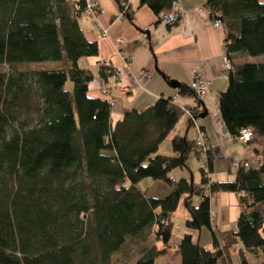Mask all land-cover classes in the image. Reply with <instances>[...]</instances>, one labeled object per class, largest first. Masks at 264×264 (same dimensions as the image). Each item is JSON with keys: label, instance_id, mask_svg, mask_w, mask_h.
Here are the masks:
<instances>
[{"label": "trees", "instance_id": "1", "mask_svg": "<svg viewBox=\"0 0 264 264\" xmlns=\"http://www.w3.org/2000/svg\"><path fill=\"white\" fill-rule=\"evenodd\" d=\"M173 1L139 0V5L157 16L169 11ZM86 5L84 0H0V65L67 64L61 69L0 72V264H118L112 258L126 245L127 250L139 247L135 264H153L161 252L154 241L169 242L171 215L180 202L188 214L184 227L208 231L212 246L206 249L190 234H182L181 264H231L230 252L237 244L240 264H246L245 255L260 257L264 159L255 165L243 160L247 167L234 161L233 180L210 182L212 155L196 123L204 107L182 84L179 93L197 102L188 109L193 120L188 118L186 124L204 133L205 151L196 146V130L192 141L184 136L170 140L173 156L157 154L183 114L170 98L159 97L142 111H127L111 125V106L87 95L92 75L76 64L97 54V44L84 38L77 22ZM205 8L212 25L218 20L224 30L227 86L218 94L223 127L234 140L241 129L249 128L252 140L255 134L264 135V61L233 60L264 57V2L205 0ZM124 16L132 20L130 12ZM224 60L229 70L224 71ZM104 69L99 75L106 79ZM190 155L198 160L203 156L199 188L190 180L168 177L172 169L185 168ZM67 170L83 171L91 185L86 207L80 209L87 210L85 217L67 213L69 203L59 205L56 183L66 181ZM145 178L165 183L169 193L146 197L135 187ZM218 192L235 193L239 213L235 229L216 235L210 227L209 196ZM193 196L199 198L197 205Z\"/></svg>", "mask_w": 264, "mask_h": 264}, {"label": "crops", "instance_id": "2", "mask_svg": "<svg viewBox=\"0 0 264 264\" xmlns=\"http://www.w3.org/2000/svg\"><path fill=\"white\" fill-rule=\"evenodd\" d=\"M84 1L85 4L94 3L98 13L94 16L81 14L77 22L84 38L97 44V54L81 57L76 64L79 68L89 70L92 75L87 85V95L113 101L110 109L111 125L119 121L127 111H142L159 97L170 98L172 104L183 114L163 140L164 151L161 152L158 148L157 154L173 156L170 148L173 137L184 136L190 141L196 137L195 128L186 124L188 116L185 110L194 108L197 102L190 94H180L178 86L172 87L170 82L188 86L193 74L198 72L207 81L206 92L199 98L205 115L197 117L196 123L205 132L212 155L208 180L231 181L236 172L232 166L234 161L246 160L249 165H255L259 158L264 159V135L255 134L248 144H242L227 134L223 127L218 111V94L227 86L222 60L224 30L212 25L205 0H175L180 8V15L172 26L159 22L147 6L139 5V0H129L131 21L126 16H119L120 4L117 0ZM72 2L73 0H68L69 4ZM246 61L247 59L237 58L233 63L241 64ZM103 62L110 65V71L104 69L106 79L99 75ZM111 71H118V76L113 77ZM66 89L70 91L71 86ZM168 177L191 179L196 188L201 187L199 172H192L187 164L185 168L169 171ZM135 187L146 197L162 198L170 191L165 183L149 178L142 179ZM191 201L197 205L199 198L193 196ZM209 206L210 227L216 235L223 230L235 229L239 213L235 193H214L209 196ZM79 215L85 217L84 213L80 212ZM187 217V211L180 202L171 215L169 242L164 245L161 241H154L155 249L161 252L155 256L153 264H181L178 243L184 233L190 234L204 248L212 249L208 231L202 229L197 232L184 227ZM238 249L237 244L232 248L230 256L233 254L239 258ZM127 251L126 245L112 259L118 264H128L130 259ZM138 251L135 257H131L134 258V264ZM244 258L246 264H250L251 257L245 255Z\"/></svg>", "mask_w": 264, "mask_h": 264}, {"label": "rangeland", "instance_id": "3", "mask_svg": "<svg viewBox=\"0 0 264 264\" xmlns=\"http://www.w3.org/2000/svg\"><path fill=\"white\" fill-rule=\"evenodd\" d=\"M263 62L264 57H258V58H247L246 62ZM65 62L59 61V62H53V61H43V62H24V63H18L15 64L14 66H10L7 64H1L0 65V72L5 73V74H11V73H16L19 71H24V72H35L39 70H45V69H61L64 68ZM70 83L67 82L66 88L70 89ZM162 144V143H161ZM159 151L163 152V144L162 146H159ZM202 163V159L198 160L196 157L193 155H190L187 159V166L192 170V172H198V168L200 167ZM233 165V164H232ZM68 177L66 174L63 176V179L66 180L65 182H57L56 183V194H57V199L59 201V205L61 206H66L69 203L70 209L68 210L67 213H71L73 215L79 214L80 209H82V205L86 207V201H87V193L90 190V183L85 177V174L83 171L78 170V171H66ZM67 177V178H65ZM75 199V202L73 199ZM81 198V200L79 199ZM78 203V204H77ZM87 210L82 211L81 213H86ZM235 226V225H234ZM152 240V238H151ZM133 251L128 250V264H134L133 259L131 258L132 256L135 257L137 255V251L139 247H133ZM232 256V263L233 264H240L239 258L237 256ZM264 259V253L261 254L260 258H251L250 264H259L261 260Z\"/></svg>", "mask_w": 264, "mask_h": 264}, {"label": "built area", "instance_id": "4", "mask_svg": "<svg viewBox=\"0 0 264 264\" xmlns=\"http://www.w3.org/2000/svg\"><path fill=\"white\" fill-rule=\"evenodd\" d=\"M95 4H87L83 10L86 16H94L98 13V10L95 8ZM129 12V0H120V12L119 16L124 17L126 13ZM180 15V8L175 1L172 2L171 9L166 12H161L157 15V20L166 26H172L176 23L179 19ZM213 26L219 27L220 23L218 20L213 21ZM102 66L104 68L110 69V65L107 62H103ZM230 66L227 61L224 60V71L229 70ZM110 71V70H109ZM113 77L118 76V71H111ZM188 88L194 92L197 98H201L207 89V81L202 77V75L198 72L194 73L190 83L188 84ZM110 106L113 105V101L111 99L107 100ZM186 115L188 116L189 120H193L192 115L189 110H185ZM197 130V139H196V146L199 150L205 151L207 149L204 133L199 130L196 126ZM252 138V130L249 128H243L239 131V135L237 138L238 141L242 143H247ZM234 166H237V162L233 163ZM243 165L245 167L248 166L246 161H243Z\"/></svg>", "mask_w": 264, "mask_h": 264}, {"label": "water", "instance_id": "5", "mask_svg": "<svg viewBox=\"0 0 264 264\" xmlns=\"http://www.w3.org/2000/svg\"><path fill=\"white\" fill-rule=\"evenodd\" d=\"M170 85H171L172 87H177V86H178L177 83H175L174 81H171V82H170ZM204 115H205V112H203L202 114H200L199 117H203ZM190 181H191V179H190Z\"/></svg>", "mask_w": 264, "mask_h": 264}]
</instances>
